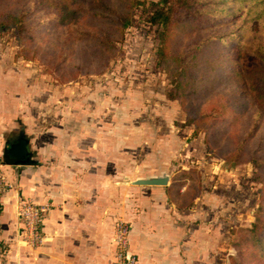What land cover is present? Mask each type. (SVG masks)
<instances>
[{"label": "rangeland", "instance_id": "1", "mask_svg": "<svg viewBox=\"0 0 264 264\" xmlns=\"http://www.w3.org/2000/svg\"><path fill=\"white\" fill-rule=\"evenodd\" d=\"M156 1L140 0L134 6L132 23L125 29L122 41L115 42L116 55L107 64L90 50V42L75 39L79 26L73 27L75 30L70 26L58 27L54 16L42 7L31 13L37 21L34 39L18 38L14 26H3L0 28V101L6 102L11 95L25 97L27 101L38 98L40 109L46 107L52 116H57L60 109L68 113L69 103L70 110L76 111L81 121L90 112L96 119L94 125L98 127L102 123L104 132L110 136L122 131L121 138L114 141L125 153V160L142 169V175L171 176L172 184L177 180L174 192L177 195L189 185L192 204L174 221L177 226L191 230L199 228L203 231L199 237L205 244L214 246L207 253L205 264H244L235 243L264 216V172L254 160L255 154L258 157L264 152L257 143L264 121L261 126L252 127L256 135L247 143L253 162L241 161L236 154L231 157V153L254 118L219 134L210 127L211 117L201 119L198 114L204 108V99L185 96L184 104L176 99L175 95L190 91L191 83L185 84L188 77L181 73V65L177 67L174 56L189 55L194 46L191 45L207 34L198 29L177 37L175 24L166 27L149 22L151 2ZM251 1L243 6L242 17L220 30L226 33L241 26L238 33L247 40L244 48L249 64L253 62L254 49L258 45L264 47V15L256 17L254 12L260 6L250 9ZM29 4L24 0H0V11H20L29 8ZM223 18L218 25L221 21L224 24L228 17ZM222 86H214L212 98L228 89ZM235 96L226 93L222 97L233 101ZM210 97L211 104L217 97L213 100ZM177 201L184 202L180 198ZM123 221L130 229V222Z\"/></svg>", "mask_w": 264, "mask_h": 264}, {"label": "crops", "instance_id": "2", "mask_svg": "<svg viewBox=\"0 0 264 264\" xmlns=\"http://www.w3.org/2000/svg\"><path fill=\"white\" fill-rule=\"evenodd\" d=\"M29 100L0 101V172L7 182L0 195L1 264H111L118 219L131 224L133 264L206 263L214 246L199 237L203 231L174 221L189 206H178L171 176L165 185L135 183L150 177L125 160L114 141L122 131L110 136L90 112L81 121L69 103L68 113L52 116L38 98ZM21 134L28 161L5 162ZM27 199L50 206L40 225L46 239L36 248L21 237L17 206Z\"/></svg>", "mask_w": 264, "mask_h": 264}, {"label": "trees", "instance_id": "3", "mask_svg": "<svg viewBox=\"0 0 264 264\" xmlns=\"http://www.w3.org/2000/svg\"><path fill=\"white\" fill-rule=\"evenodd\" d=\"M24 1L30 3L29 8L20 11H0V28L14 26L18 38L34 39L33 32L37 27V21L32 19L31 13L36 12V7H42L54 16L58 27L70 26L74 29L73 27L79 26L75 33V39L81 42L83 40L86 43L90 42V50L99 55V60L102 63L105 61L106 64L109 58L116 55L115 42L122 41L125 29L132 23L134 6L140 3V0ZM169 1L172 3L167 4ZM247 1L229 0L224 3V0H157L151 2L153 10L148 19L151 23H161L166 27L175 24L179 32L177 37L180 33L183 37L198 29L206 31L205 37L191 45V47L194 46L192 50L190 49L189 55L174 56L177 67L181 65V73L188 77L185 79V84L191 83L190 91L187 94L175 95L176 99H181L183 104L185 96L193 100L204 99V108L198 114L201 119L211 117L210 127L219 134L227 133L230 127H237L244 120L248 121L250 118H254L252 126L244 128V134L239 137L238 147L231 153L232 156L230 155L233 157L236 154L238 160L253 162L249 156L251 148L248 147L247 143L250 138L252 139L256 135L253 128L261 126L264 121V47L258 45L254 49L256 53L254 57H251L253 62L250 61L249 64L246 60L248 55L245 56L246 50L244 48L248 45L247 40L240 32L238 33L241 26L238 25L226 33L220 32L221 29H227V26L234 19L244 15L243 6ZM251 2L253 5H249L250 9L260 6L254 13L256 17L261 18L264 15V0H252ZM210 5H218V7L213 8ZM224 16L228 17L227 21L224 24L221 21L218 25ZM210 19H214L215 22L209 23ZM202 22H204L203 26ZM217 25L219 27L213 31L212 29ZM220 25H225V27ZM173 42H175L174 39ZM59 62L62 63L61 60ZM218 84L228 89L218 95L215 94L217 98L213 100L215 98H212L213 89ZM226 93L236 95L235 99L233 101L224 100V98H228L222 97ZM209 96L213 100L211 104L209 103ZM221 99L224 102L220 103L219 100ZM250 111L251 115L248 114ZM262 129L259 132L262 134H259L257 140L259 142L257 143L260 144V149L264 150V126ZM26 143L24 134H21L13 147L5 153L3 160L11 163L28 161L29 154ZM256 155L254 160L261 172H264V152L258 157ZM175 183H177L176 179L171 184L174 192L177 186ZM179 183L183 186L184 180ZM262 186L264 187V183ZM262 192L264 197V188ZM175 195L184 200L182 203L177 201L179 207L192 204L193 196L191 198L189 185L178 195ZM235 247L238 249L239 259L244 264H264V216H261V222L258 221L249 228L248 232L242 234L239 241L235 243Z\"/></svg>", "mask_w": 264, "mask_h": 264}, {"label": "built area", "instance_id": "4", "mask_svg": "<svg viewBox=\"0 0 264 264\" xmlns=\"http://www.w3.org/2000/svg\"><path fill=\"white\" fill-rule=\"evenodd\" d=\"M6 187V178L0 172V195L6 190ZM49 208L48 204H38L29 199L19 201L17 215L23 223L21 237L28 246L36 248L45 241L46 236L41 231L40 225ZM129 227L130 225L123 220H118L115 224L114 257L111 264H133L135 262V256L129 252ZM2 256L0 246V264Z\"/></svg>", "mask_w": 264, "mask_h": 264}, {"label": "water", "instance_id": "5", "mask_svg": "<svg viewBox=\"0 0 264 264\" xmlns=\"http://www.w3.org/2000/svg\"><path fill=\"white\" fill-rule=\"evenodd\" d=\"M137 184L146 185H165L167 183V176H155L150 178H139L135 180Z\"/></svg>", "mask_w": 264, "mask_h": 264}]
</instances>
